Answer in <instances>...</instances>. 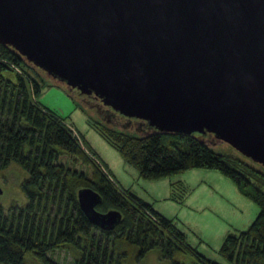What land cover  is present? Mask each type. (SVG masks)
<instances>
[{
    "label": "water",
    "instance_id": "1",
    "mask_svg": "<svg viewBox=\"0 0 264 264\" xmlns=\"http://www.w3.org/2000/svg\"><path fill=\"white\" fill-rule=\"evenodd\" d=\"M0 43L104 122L222 141L264 167V0H0ZM76 199L99 228L122 217L91 187Z\"/></svg>",
    "mask_w": 264,
    "mask_h": 264
},
{
    "label": "trees",
    "instance_id": "2",
    "mask_svg": "<svg viewBox=\"0 0 264 264\" xmlns=\"http://www.w3.org/2000/svg\"><path fill=\"white\" fill-rule=\"evenodd\" d=\"M29 69L50 79L0 43V167L13 162L26 171L20 185L27 200L21 212L26 217L20 214L17 224L0 203V264H62L47 255L56 247L70 250L71 264H121L124 255L133 262L154 247L163 259L160 264H264V167L229 152L233 147L222 141L171 132L141 134L97 118L100 134L141 176L155 178L192 167L217 169L256 202L255 218L237 233L226 234L220 245L227 262L207 258L185 243L171 218L122 186L94 158L96 152L73 122L38 99L40 86ZM84 186L101 194L98 210L121 211L113 228H99L80 209L76 192ZM181 253L192 260L182 262Z\"/></svg>",
    "mask_w": 264,
    "mask_h": 264
},
{
    "label": "rangeland",
    "instance_id": "3",
    "mask_svg": "<svg viewBox=\"0 0 264 264\" xmlns=\"http://www.w3.org/2000/svg\"><path fill=\"white\" fill-rule=\"evenodd\" d=\"M29 71L40 86L38 99L67 121L73 122L78 131L82 132L84 143L89 148L96 149L103 161H106V157L114 165L112 169L115 177L111 174L116 180L130 187V190L171 218L183 233L188 246L207 258L227 262L219 251L220 245L226 234L237 233L255 218L259 207L253 199L240 193L234 182L217 169L192 167L155 178L141 176L138 169L127 162L120 151L100 134L96 123L99 116L93 107L63 84L32 69ZM223 147L229 148L226 145ZM228 150L241 155L234 148ZM24 176L26 171L17 163L0 167V203L8 216H15L10 218H14L15 224L20 214L23 219L26 217V213H21L22 210L25 211L24 208L27 209V200L20 185ZM98 237L103 242L106 239L102 235ZM47 255L62 264L72 262L70 250L63 247L53 248ZM121 257V264H160L163 261L155 247L149 248L143 257L133 262L125 255ZM179 257L185 263L193 258L190 254L183 253ZM26 258L31 261L29 256ZM164 260L169 263V259Z\"/></svg>",
    "mask_w": 264,
    "mask_h": 264
},
{
    "label": "crops",
    "instance_id": "4",
    "mask_svg": "<svg viewBox=\"0 0 264 264\" xmlns=\"http://www.w3.org/2000/svg\"><path fill=\"white\" fill-rule=\"evenodd\" d=\"M80 133L82 134V132L80 131ZM92 147V146H91ZM92 148H95V147H92ZM93 151H95L96 152V154H97V150L96 149H92ZM97 156H98V158L101 160V161H103L104 159H102L101 157H100V155H98L97 154ZM105 158V160L106 161H103L105 164H107L106 166H107V168L110 170V172L113 174V169L112 168H114L113 166V164L106 158V157H104ZM111 166V167H110ZM113 176H114V174H113ZM115 177V176H114ZM118 180V179H117ZM119 181V180H118ZM120 182V181H119ZM121 183V182H120ZM122 184V183H121ZM123 185V184H122ZM125 188H130V187H127V186H125V185H123ZM131 191H132V189H131ZM133 192V191H132ZM135 193V192H134ZM136 194V193H135ZM141 197V196H140ZM154 207V206H153ZM155 208V207H154ZM156 209V208H155ZM156 210H158V209H156ZM159 211V210H158ZM159 212H161V211H159ZM162 213V212H161ZM162 214H164V213H162ZM165 215V214H164Z\"/></svg>",
    "mask_w": 264,
    "mask_h": 264
},
{
    "label": "flooded vegetation",
    "instance_id": "5",
    "mask_svg": "<svg viewBox=\"0 0 264 264\" xmlns=\"http://www.w3.org/2000/svg\"><path fill=\"white\" fill-rule=\"evenodd\" d=\"M48 208H51V209H53V207H51V205H49V207ZM54 210H56V208H54ZM49 213V212H48ZM52 213V212H51ZM53 214V213H52ZM46 217H48L49 215L47 214V215H45ZM52 219H53V216H51V222H52ZM46 220V218L44 219V221ZM49 233H50V230H49Z\"/></svg>",
    "mask_w": 264,
    "mask_h": 264
},
{
    "label": "built area",
    "instance_id": "6",
    "mask_svg": "<svg viewBox=\"0 0 264 264\" xmlns=\"http://www.w3.org/2000/svg\"><path fill=\"white\" fill-rule=\"evenodd\" d=\"M72 128H73V127H72ZM73 129H74V128H73ZM74 130H75V129H74ZM77 136H78V139L80 140V136H79V135H77ZM94 158L97 159L98 161H100V160L98 159V157H95V156H94ZM100 163H101V161H100Z\"/></svg>",
    "mask_w": 264,
    "mask_h": 264
}]
</instances>
